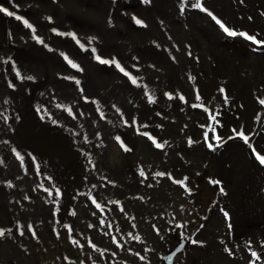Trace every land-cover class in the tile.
<instances>
[{
    "label": "rangeland",
    "instance_id": "obj_1",
    "mask_svg": "<svg viewBox=\"0 0 264 264\" xmlns=\"http://www.w3.org/2000/svg\"><path fill=\"white\" fill-rule=\"evenodd\" d=\"M41 1L44 4L55 2ZM75 1L56 4L53 12L60 20L69 10H74L79 16L67 24L77 32L78 28L87 27L82 21L86 12L98 11L103 4L113 0H99L96 5L88 0ZM181 1L167 0L166 4H162L178 5ZM4 7L16 15L20 14L11 3ZM208 9L227 26L264 40V15H261L264 13V0H244L243 3L232 0L223 14ZM133 17L137 18L134 12L127 15L118 24L126 25L125 29L112 33L108 42L91 49L95 48L96 54L103 59L118 60L137 80L139 87L114 67L106 66L95 81V85L103 89L92 91L85 84L87 79L81 83L110 107L105 108L109 114L104 115V130L99 133L86 129L80 133L79 128L73 127V137L69 135L55 154L45 150L36 153L34 161L26 155L21 156L22 162L17 159L18 169H22L25 160L31 163L29 167L32 172L25 185L26 190H43L45 196L51 193V202L44 199V212L48 213L45 220L33 226L23 222L25 235H11L22 248L21 264H152L153 261L167 264L170 256L184 245L188 246L189 257L182 264H230V261L233 264H264V255L262 259H253L245 254L246 250H258L255 242L257 232L249 224L242 223L243 218L234 216L229 222H236L238 231L232 233L226 230L227 225L222 220L223 211L238 207V203L226 204L229 181L246 185L253 174L234 178L231 168L225 164L226 168L223 161H219L224 156L232 158L231 150L237 155L235 159L242 152L245 167L256 165L255 169L264 172V167L252 156L253 149L264 155V106L259 103L264 99V47L252 45L242 37H226L205 13L200 12L195 22L181 15L173 25L174 52L167 56V69H164L162 63L152 55L154 44L149 40L148 26H137ZM10 20L22 27V31H17L22 40L29 33L28 29L20 21ZM79 34L82 37L80 43L86 45L93 31ZM5 42L7 44V40ZM73 46L66 45L65 50ZM75 46L79 48L77 43ZM254 47L256 51L252 50ZM6 48H10L8 44ZM13 52L8 63L11 72L13 65L21 67L25 63L24 59L16 58L17 51ZM123 54L126 60L118 59ZM220 88H224L225 92L221 93ZM165 93H170L173 99L169 100ZM176 93L179 97L184 96V101ZM149 96L154 103L148 102ZM215 98H218V102L214 106L212 101ZM55 109L58 112L71 109L75 116L74 123H78V117L82 114L85 120L86 111L83 108ZM209 114L215 120L209 118ZM145 124L147 128L142 127ZM50 125L55 126L56 123ZM11 126L18 128L17 124ZM120 128L127 138L125 146L132 149L130 152H125L115 139L121 137L118 135ZM232 129H242L250 138L252 148L238 136L228 139L235 135ZM139 132L152 135L158 143L184 155L178 158L182 174L165 170L167 184L173 192L159 190L155 178L150 180L145 174L141 176L139 171L134 170L136 182L128 179L132 164L130 157L135 163H141L150 154L151 147H155L146 135ZM47 134L50 137L49 131ZM217 136L221 137L219 144L222 146L210 151L206 137L207 142L215 146ZM12 138L6 147L12 152L15 149L16 155L20 142ZM189 139L193 141L191 147L188 145ZM96 142L97 145H92ZM100 143H104L105 155L98 147ZM189 156L198 158V166L208 161L218 162L215 166L204 164L197 169ZM88 163L91 166L101 164L102 171L91 170ZM118 177L125 179L120 197L114 195L119 186ZM183 177H196L197 188L188 190L179 183H173ZM217 180L219 184L210 183ZM145 186L152 190L149 192ZM57 190L59 196H56ZM86 190L89 192L82 202L76 200ZM31 198L34 199L33 195ZM93 200L101 205L99 209ZM248 204L254 207V214L264 212V198H255ZM260 204L262 207H259ZM28 225L32 226L36 237H43L44 245L25 237L31 235L27 231ZM242 225L248 229L249 236L240 229ZM0 229L21 230L9 220L2 222ZM181 234L183 239H180ZM227 235L233 246L227 243ZM242 238H248L252 246L242 245ZM72 240L77 243L73 245ZM192 241L197 243L193 244ZM90 244L95 247H90ZM197 253L205 255V259H199Z\"/></svg>",
    "mask_w": 264,
    "mask_h": 264
},
{
    "label": "bare ground",
    "instance_id": "obj_2",
    "mask_svg": "<svg viewBox=\"0 0 264 264\" xmlns=\"http://www.w3.org/2000/svg\"><path fill=\"white\" fill-rule=\"evenodd\" d=\"M88 1L95 5L99 2V0ZM159 2L166 4L167 0ZM8 3L16 4L14 10L17 9L20 12L19 15L25 17L38 29L35 35L44 41L43 45L38 44L33 39V34L29 29V33L21 40L17 31H22V27L15 21L16 24L12 20L6 19V16L0 13V224L9 220L15 228L21 229L23 221L38 222L41 216L32 207L35 203L45 205V197L43 190L28 192L25 188L32 172L29 167L30 161H23L21 168L24 165L25 168L22 172L13 167V161H17V156L6 147L12 141V136L20 142V150L17 153L22 157L26 155L32 159L36 153L45 150L54 153L59 143L63 144L69 135L73 137V127L79 128L80 133L84 132V128H89L90 123L88 124L83 120L84 114L78 117L77 125V123H74V119L69 117L66 109L58 112L55 108L80 107L84 110H91L108 107L102 98L92 95L90 90L81 84L82 81L87 79L88 81L85 84H88L92 91L97 92L103 89L101 86H96L95 81L98 76L103 74L104 66L97 64L90 49L93 46L108 42L112 33H117L120 29L126 28V25L118 26V19L122 21L127 15L134 12L137 18L147 23V17L150 16L152 11L149 12L151 6L142 3L141 0H113L110 3L103 4L98 11L90 10L86 12L82 21L87 27L78 28L76 32L67 24L79 16L74 10H69L60 20L54 16L53 12L56 4L76 3L75 0H55L54 3L49 4H44L41 0H0V6L4 7ZM194 3L195 0H188V6L183 13L179 9V6L180 8L184 6L182 1L179 2V6L175 4L169 9L165 7L171 13L179 10L170 23L174 25L181 15L186 16V14L193 12L200 13L191 7ZM204 4L206 7L213 9L205 1ZM139 9L145 10L142 13L137 11ZM49 18H51V23L48 22ZM196 19L197 17H193L192 21L195 22ZM148 20L152 23L150 18ZM165 20H163L162 26L165 25ZM164 28L166 27L164 26ZM53 29L66 34H75L79 41L82 39L79 33L92 30L93 35L87 39L85 45L89 51H79L75 46L76 41L72 39L71 35L57 36L54 34ZM165 32L168 37L172 38L169 31ZM5 40H7L9 49L6 48ZM149 40L154 44L153 57L160 59L164 69H167L166 61L163 59L166 60L167 56L174 52L172 40H165L157 35L150 36ZM70 44H74V46L69 50H65V46ZM49 48L52 51H48ZM13 51H17L15 53L16 58L24 59L25 63L21 67L15 66L11 72L8 63L14 54ZM61 53L82 68L83 71L77 72L71 68ZM74 53L80 59H75ZM118 59L126 60L125 54ZM17 71L20 72V77L16 76ZM28 77L32 79L29 80ZM64 77H69V79H64ZM76 81H79V84ZM58 82L60 88H55L54 83ZM9 84H12L13 87L10 88ZM91 101L97 103L93 104ZM55 111L57 112L56 117ZM53 122L56 123L55 126L50 125ZM12 124H17L18 128H13ZM47 131L50 132V137ZM6 133L8 134L6 135ZM76 141L79 145L78 140ZM94 144L97 145V142L92 145ZM165 160L168 162L167 156ZM227 162L232 167L234 177H246L253 174V167H245L243 160L232 161L227 159ZM143 170L150 180L155 178V185L159 190L173 192V189L167 184V173H164L163 176H157V172H163L152 166L143 167ZM199 174L201 175V173ZM252 180L253 175L246 185ZM176 181H181L188 190L197 188L198 179L196 177H183ZM9 184L12 185L11 188L8 187ZM246 185L236 184L229 187L226 204L238 203V207L226 211L230 219H226L223 215L222 220L227 225L226 230L234 233L238 231V226L237 224H231L229 220H233L234 216L239 219L243 218L242 223L249 224L257 232L255 242L259 248L264 250V212L256 215L252 212L254 207L251 204L249 208L247 207V198L250 194L256 195V191L252 186ZM145 188L149 192L152 190L148 186H145ZM32 195L34 199L31 198ZM22 204L28 205V209H22ZM259 207H262V205L260 204ZM229 223L232 226L231 230L228 227ZM240 229L243 233H246L245 235H250L246 226L242 225ZM21 231L23 229L12 231L11 235H19ZM11 235L6 232L5 237L0 238V264H19V261H21V257H19L21 247ZM252 236L255 235L252 234ZM241 244L246 247L252 246L248 238H242ZM127 259L129 260L130 256ZM156 264L158 263L156 262Z\"/></svg>",
    "mask_w": 264,
    "mask_h": 264
},
{
    "label": "snow or ice",
    "instance_id": "obj_3",
    "mask_svg": "<svg viewBox=\"0 0 264 264\" xmlns=\"http://www.w3.org/2000/svg\"><path fill=\"white\" fill-rule=\"evenodd\" d=\"M141 2L144 3V4H149V3L151 2V0H141ZM243 2H244V0H240V3H243ZM182 3H183L184 6L180 8V12H181V13H183V12L185 11L186 7L188 6V0H182ZM12 7H13V8H16V4L13 3V4H12ZM191 7H192L193 9H195V10H198V11L201 12V13H205L208 17H210L211 20L215 23V25H217V26L219 27V29L222 31V33H223L226 37H228V38H233V39H235V38H237V37H242L243 40H245V41H249L252 45H256V46L264 47V40H259V39L257 38L256 35H250V34H248V33L245 32V31H237V30L231 28L230 26H227V25H226V24H225L220 18L217 17V15H215L211 10H209V9L205 6V4H204V0H195V3L192 4ZM0 13H2V14H3L4 16H6V17L14 18V19L17 20V21H20L26 29H29V30L31 31V33L33 34V39H35L36 42H37L38 44H41V45L44 44V41L41 40L39 37H37V36L35 35V33H36V28H35V27H34V26H33V25H32L27 19L23 18L21 15H16V14H14L13 11H10L7 7H3V6H0ZM261 15H264V13H261ZM132 19L134 20V22H135V24H136L137 26L142 27V28H146V27H147V25H146L141 19H137L136 17H133ZM248 19L251 20L252 17H248ZM48 22H49V23L52 22V21H51V18H49V21H48ZM53 32H54V34L57 35V36L71 35L72 39L76 41V43L78 44L79 48H80L82 51H84V52H88V51H89V49L86 48L84 44L80 43V41L77 39V37L75 36V34H66V33H62V32L57 31L56 29H53ZM89 42H91V41H89ZM252 50H253V51H256V48L254 47ZM48 51H52V49L49 48ZM90 51H91V54L93 55V58H94L95 61L97 62V64H99V65H101V66H106V67H108V68H112V67H114V68H115L118 72H120L124 77H127V79H128L133 85L139 87V84H138L137 80H136L132 75H130V73H129L128 71H126L124 67L121 66V63H120L118 60H116L115 58H109V59H103V58H101L100 55H97V54H96V49H95V48L91 49ZM62 55H63V54H62ZM63 58H64V60L67 62V64H68L71 68L75 69L77 72H82V71H83L82 68H80V67H79L77 64H75L72 60H70L66 55H65ZM5 63H7V61H5ZM13 67H15V65H13ZM20 75H21L20 72L17 71V72H16V76H17V77H20ZM28 79L31 80L32 78H31V77H28ZM64 79H69V77H64ZM76 83L79 84V81H76ZM9 87L12 88L13 85H12V84H9ZM82 91H83V90L81 89V92H82ZM220 92H221V93H224V92H225V89H224V88H220ZM165 95L167 96V98H168L169 100H172V99H173V96H172L170 93H165ZM179 99H180L181 101H184L185 98H184V96H180ZM197 99H200V97L197 96ZM226 100H227V96L225 95V101H226ZM148 102L151 104V103H154L155 101H153V99L149 96V98H148ZM91 103L95 104V103H97V102H96V101H91ZM259 103H260L262 106H264V99H261V100L259 101ZM194 107H195V105H194ZM204 110L207 111V109H204ZM37 111H39V110H37ZM67 112H68V115H69V116H72L73 119H75V116H73V113H72V110H71V109H68ZM209 118L215 120V118H214L211 114H209ZM101 119H103V116H101ZM131 123L134 124L135 121H132ZM216 123H219V122L216 121ZM221 126H222V125H221ZM142 127L147 128L148 125L145 124V125H142ZM232 132L235 133V135H234V136H229L228 139H235V138L238 136V137L244 142V144H246L249 148H252V145H251V143L249 142L250 138L245 134V132H244L242 129H240V130L232 129ZM138 134H140V135H146L147 138H148V140H150L151 143H152L157 149H162L163 145H162L161 143H158V142L156 141V139L153 138L152 135H149V134H147V133H145V132H139ZM115 139H116V141L120 144V146L124 149L125 152H130V151H132V149H131L130 147L125 146V142H124L123 140H121V137H120V136L115 137ZM220 139H221V137H219V136L216 137L217 144L214 146L213 143H209V142H207V141H208V138L206 137V144H207L208 149H209L210 151H215V150H216V147H220V146H222L221 144H219ZM225 142H226V141H225ZM5 143H7V141H5ZM192 144H193V141H192L191 139H189V141H188V145L191 147ZM13 151L15 152V149H13ZM252 151H253V154H254V156H255V160L258 162V164H259L261 167H264V155L259 154L258 152H256L255 149H253ZM16 156H17V159H20L21 162H22V157L20 156V154H19V153H16ZM32 159H33V161H34V160H35V157H32ZM140 175H141V176H144V172L141 171V172H140ZM156 175H157V176H163L164 173L157 172ZM169 178L171 179V177H169ZM173 183H180L181 186L183 187V183H182L181 181H175V180H174ZM210 183H213V184H219L220 181H218V180H217V181H210ZM8 187L11 188L12 185L9 184ZM220 191L223 193V191H224L223 188H221ZM49 194H51V193H49ZM59 195H60V192H59V190H57V192H56V196H59ZM93 203L96 204V208H97V209H99V208L101 207V205L98 204V203H96L95 200H93ZM221 211H223V210H221ZM73 215H74V213H73ZM223 215H224V217H225L226 219H230L228 212L223 211ZM65 227H68V226L66 225ZM228 227H229V229L231 230V227H232V226H231L230 223H229ZM27 231L30 232V233L32 234L33 238L36 237V233L33 232V230H32V226H31V225H28V226H27ZM69 231H71V229H69ZM6 232H7L8 235H11V234H12V230H11V229H7V230L0 229V238L5 237ZM19 235H20V236H23V235H25V232L21 231V232L19 233ZM180 239H183L182 234L180 235ZM72 243H73V245H75L77 242H76L75 240H72ZM113 243H115V240H113ZM192 243H193V244H196L197 241H192ZM89 246H90V247H93V248L95 247L94 245H91V244H90ZM117 247H120V245L117 244ZM225 251H227V249H225ZM229 254L231 255V253H229ZM251 257H252L253 259H258V257H257V253H256L255 251L251 252Z\"/></svg>",
    "mask_w": 264,
    "mask_h": 264
},
{
    "label": "water",
    "instance_id": "obj_4",
    "mask_svg": "<svg viewBox=\"0 0 264 264\" xmlns=\"http://www.w3.org/2000/svg\"><path fill=\"white\" fill-rule=\"evenodd\" d=\"M260 180V179H259ZM261 183H263V180H260ZM251 254V252H249Z\"/></svg>",
    "mask_w": 264,
    "mask_h": 264
}]
</instances>
